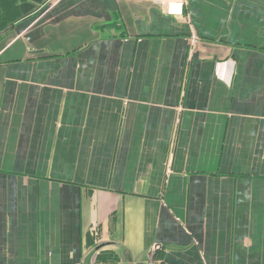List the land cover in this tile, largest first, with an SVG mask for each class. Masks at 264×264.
<instances>
[{
  "label": "crops",
  "instance_id": "1",
  "mask_svg": "<svg viewBox=\"0 0 264 264\" xmlns=\"http://www.w3.org/2000/svg\"><path fill=\"white\" fill-rule=\"evenodd\" d=\"M34 2L0 30V264H264V0Z\"/></svg>",
  "mask_w": 264,
  "mask_h": 264
},
{
  "label": "trees",
  "instance_id": "2",
  "mask_svg": "<svg viewBox=\"0 0 264 264\" xmlns=\"http://www.w3.org/2000/svg\"><path fill=\"white\" fill-rule=\"evenodd\" d=\"M34 1L36 0H0V30L5 29L7 23L14 22L33 11L36 8ZM91 240L90 238V242ZM98 258L100 261L111 262L114 255L102 252Z\"/></svg>",
  "mask_w": 264,
  "mask_h": 264
},
{
  "label": "built area",
  "instance_id": "3",
  "mask_svg": "<svg viewBox=\"0 0 264 264\" xmlns=\"http://www.w3.org/2000/svg\"><path fill=\"white\" fill-rule=\"evenodd\" d=\"M165 10L170 15H181L187 0H158ZM159 244H157V247Z\"/></svg>",
  "mask_w": 264,
  "mask_h": 264
},
{
  "label": "water",
  "instance_id": "4",
  "mask_svg": "<svg viewBox=\"0 0 264 264\" xmlns=\"http://www.w3.org/2000/svg\"><path fill=\"white\" fill-rule=\"evenodd\" d=\"M95 251H92L91 256L94 254Z\"/></svg>",
  "mask_w": 264,
  "mask_h": 264
}]
</instances>
